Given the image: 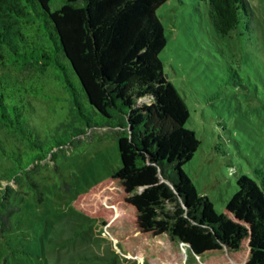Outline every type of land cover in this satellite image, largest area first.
I'll return each instance as SVG.
<instances>
[{"label":"trees","instance_id":"16d2710c","mask_svg":"<svg viewBox=\"0 0 264 264\" xmlns=\"http://www.w3.org/2000/svg\"><path fill=\"white\" fill-rule=\"evenodd\" d=\"M165 1L0 0V226L18 209L8 200L32 163L22 154L46 158L31 154L43 151L35 102L50 84L69 91V65L105 125L118 128L121 158L74 208L99 219L126 257L169 260L184 242L199 256L193 264H264V181L240 174L218 212L183 169L200 141L160 58L166 37L156 10ZM200 1L217 38L249 16L247 0Z\"/></svg>","mask_w":264,"mask_h":264},{"label":"rangeland","instance_id":"374dc122","mask_svg":"<svg viewBox=\"0 0 264 264\" xmlns=\"http://www.w3.org/2000/svg\"><path fill=\"white\" fill-rule=\"evenodd\" d=\"M247 2L245 23L225 38L213 34L203 1L167 0L156 10L166 37L164 73L184 97L185 125L200 141L183 169L218 212L240 174L264 181V0ZM67 69L69 91L50 84L35 102L33 137L43 151L31 154L46 158L22 154L32 163L9 195L18 209L11 211L9 227L0 226V264H135L99 219L73 206L76 195L108 178L121 158L118 128L105 125ZM197 261L181 245L169 264Z\"/></svg>","mask_w":264,"mask_h":264},{"label":"crops","instance_id":"0c3cea01","mask_svg":"<svg viewBox=\"0 0 264 264\" xmlns=\"http://www.w3.org/2000/svg\"><path fill=\"white\" fill-rule=\"evenodd\" d=\"M129 259H134V260H136V263L135 264H139V259H141L143 262H142V264H146V261H145V259H147L146 257H144L142 254H140V253H138V254H136V255H134V256H130V257H128ZM150 259H153V261H161L162 263H164V264H169V260H158V259H155V258H150ZM151 261V260H150Z\"/></svg>","mask_w":264,"mask_h":264},{"label":"built area","instance_id":"2783aa9c","mask_svg":"<svg viewBox=\"0 0 264 264\" xmlns=\"http://www.w3.org/2000/svg\"><path fill=\"white\" fill-rule=\"evenodd\" d=\"M181 245H184V244L181 243ZM181 245H180V246H181ZM185 246H186V245H185ZM142 262H143V261H142L141 259H139V264H142Z\"/></svg>","mask_w":264,"mask_h":264},{"label":"water","instance_id":"95a60500","mask_svg":"<svg viewBox=\"0 0 264 264\" xmlns=\"http://www.w3.org/2000/svg\"><path fill=\"white\" fill-rule=\"evenodd\" d=\"M182 244H184V245H186V246H188L189 244H187V243H184V242H182Z\"/></svg>","mask_w":264,"mask_h":264}]
</instances>
